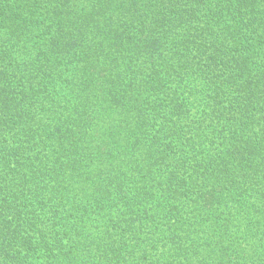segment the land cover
<instances>
[{"label":"trees","instance_id":"16d2710c","mask_svg":"<svg viewBox=\"0 0 264 264\" xmlns=\"http://www.w3.org/2000/svg\"><path fill=\"white\" fill-rule=\"evenodd\" d=\"M0 264H264V0H0Z\"/></svg>","mask_w":264,"mask_h":264}]
</instances>
